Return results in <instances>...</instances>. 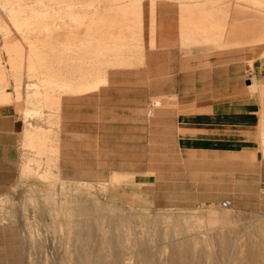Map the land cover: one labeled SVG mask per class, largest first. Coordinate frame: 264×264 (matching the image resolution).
Returning <instances> with one entry per match:
<instances>
[{"label": "rangeland", "instance_id": "obj_1", "mask_svg": "<svg viewBox=\"0 0 264 264\" xmlns=\"http://www.w3.org/2000/svg\"><path fill=\"white\" fill-rule=\"evenodd\" d=\"M225 82L264 87V0H0V104L40 127L0 194V264H264V188L222 196L233 162L154 119Z\"/></svg>", "mask_w": 264, "mask_h": 264}, {"label": "crops", "instance_id": "obj_2", "mask_svg": "<svg viewBox=\"0 0 264 264\" xmlns=\"http://www.w3.org/2000/svg\"><path fill=\"white\" fill-rule=\"evenodd\" d=\"M255 86L261 95L249 86L234 94L227 82L221 92L212 90L206 98L176 94L167 107L154 112V119L161 113L164 125L160 136L165 138L164 143L167 140L168 144L172 138L179 150L222 165L223 176L225 167L233 162L234 171L225 176L237 177L233 180L235 192L222 196L244 195L249 192L243 190L246 185H253L256 193L264 188V87L257 83ZM24 109L25 104L22 111L15 104H0V194L11 189L19 166L21 173L25 158L20 165L19 152L20 146L26 151V129L40 128L31 125L23 128Z\"/></svg>", "mask_w": 264, "mask_h": 264}, {"label": "bare ground", "instance_id": "obj_3", "mask_svg": "<svg viewBox=\"0 0 264 264\" xmlns=\"http://www.w3.org/2000/svg\"><path fill=\"white\" fill-rule=\"evenodd\" d=\"M236 4V3H235ZM152 106V105H151ZM153 106H154V108L156 107V105L153 103ZM153 110V109H152ZM204 218V217H203ZM79 219V218H78ZM77 220V219H76ZM80 220V219H79ZM78 220V221H79ZM100 220V219H99ZM69 223H72L73 221H71V220H67ZM75 221V220H74ZM216 221V220H215ZM63 228V227H62ZM102 231V230H101ZM67 232V231H66ZM75 234H77V232L75 233ZM209 248V247H208ZM211 248V247H210ZM212 251V250H211ZM230 255V254H229ZM212 256V255H211ZM214 257V256H213ZM120 258V257H119ZM118 258V259H119ZM105 261V260H104ZM89 262V261H88ZM107 263V262H106ZM123 263V262H122ZM216 264V263H215ZM220 264H228V261H223L222 263H220Z\"/></svg>", "mask_w": 264, "mask_h": 264}, {"label": "built area", "instance_id": "obj_4", "mask_svg": "<svg viewBox=\"0 0 264 264\" xmlns=\"http://www.w3.org/2000/svg\"><path fill=\"white\" fill-rule=\"evenodd\" d=\"M220 206L222 208H228L230 206V203H229V201H223L220 203Z\"/></svg>", "mask_w": 264, "mask_h": 264}]
</instances>
